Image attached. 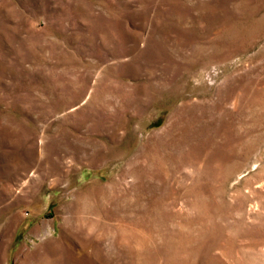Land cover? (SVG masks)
Masks as SVG:
<instances>
[{"label": "rangeland", "instance_id": "obj_1", "mask_svg": "<svg viewBox=\"0 0 264 264\" xmlns=\"http://www.w3.org/2000/svg\"><path fill=\"white\" fill-rule=\"evenodd\" d=\"M0 264H264V0H0Z\"/></svg>", "mask_w": 264, "mask_h": 264}]
</instances>
